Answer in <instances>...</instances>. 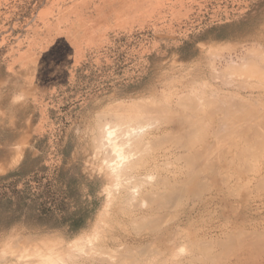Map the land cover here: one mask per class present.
Instances as JSON below:
<instances>
[{
  "label": "rangeland",
  "instance_id": "1",
  "mask_svg": "<svg viewBox=\"0 0 264 264\" xmlns=\"http://www.w3.org/2000/svg\"><path fill=\"white\" fill-rule=\"evenodd\" d=\"M263 119L264 0H0V177L61 169L86 214L0 264H264Z\"/></svg>",
  "mask_w": 264,
  "mask_h": 264
},
{
  "label": "trees",
  "instance_id": "2",
  "mask_svg": "<svg viewBox=\"0 0 264 264\" xmlns=\"http://www.w3.org/2000/svg\"><path fill=\"white\" fill-rule=\"evenodd\" d=\"M46 170H20L0 177V231L24 224L49 228L69 225L75 232L85 224L83 209L71 212L67 202L80 197L75 189L77 179L61 169L50 179ZM67 177V190L58 189L54 181Z\"/></svg>",
  "mask_w": 264,
  "mask_h": 264
},
{
  "label": "bare ground",
  "instance_id": "3",
  "mask_svg": "<svg viewBox=\"0 0 264 264\" xmlns=\"http://www.w3.org/2000/svg\"><path fill=\"white\" fill-rule=\"evenodd\" d=\"M257 57V56H256ZM238 68V67H237ZM226 70V69H225ZM227 101V100H226ZM245 101V100H244ZM247 102V101H246ZM241 105H242V103H241ZM239 106V105H238ZM244 106H246L245 104H244ZM249 106V105H248ZM146 106L143 104V105H139V104H130V105H128V106H118V107H112V108H110V109H108V110H106L105 112H104V114L103 115H101V117L103 118V117H105V118H103V119H106V118H108L109 120H105L106 122H104V124H105V126H104V124L102 125V127H104V128H107V126H109L110 125V123L112 122V127H108L107 129L109 130L108 131V136L110 137V136H112V134L115 132V129H113L115 126H113V124L115 125V120H118L119 121V119L118 118H122V117H120L119 115H118V112L117 111H128L130 114H132V113H134V112H137L138 110H144V109H146L145 108ZM150 107V106H149ZM246 108V107H245ZM151 109V108H150ZM165 109V108H164ZM239 109V108H238ZM242 109V108H241ZM255 109H256V106H255ZM261 109V108H260ZM152 110V109H151ZM258 110V109H257ZM257 110H254V111H257ZM232 111H234V110H232ZM236 111V110H235ZM253 111V112H254ZM260 111V110H259ZM156 112V111H155ZM240 112V111H239ZM241 112H242V110H241ZM249 112H251V110L249 111ZM258 112V111H257ZM140 113V112H139ZM169 113V112H168ZM227 113V112H226ZM173 114V113H172ZM160 115V114H159ZM125 117V116H124ZM140 117V116H139ZM254 117V116H253ZM258 117V116H257ZM261 117V116H260ZM101 118V119H102ZM117 118V119H116ZM127 118V117H126ZM130 118H133V117H131V115H130ZM136 118V117H135ZM259 118V117H258ZM122 119H124V118H122ZM121 119V120H122ZM129 119V118H128ZM156 119V118H155ZM260 119V118H259ZM149 120V119H148ZM255 120H258V119H255ZM264 120V119H263ZM123 121V120H122ZM140 121H142V120H140ZM155 121V120H154ZM144 122V121H143ZM150 122V121H149ZM187 122V121H186ZM252 122V120L250 121V123ZM259 122H261V120L259 121ZM122 123V122H121ZM184 123V122H183ZM262 123V122H261ZM260 123V124H261ZM225 124V123H224ZM223 124V128H224V125ZM110 125V126H111ZM116 125H117V123H116ZM139 126V125H138ZM186 126V125H185ZM242 127V126H241ZM244 127V126H243ZM250 127V126H249ZM252 127V126H251ZM116 128V127H115ZM118 128H120V127H118ZM245 128V127H244ZM103 129V128H102ZM113 129V130H112ZM126 129V128H125ZM214 129V128H213ZM243 129V128H242ZM246 129V128H245ZM104 130V129H103ZM106 130V129H105ZM104 130V131H105ZM215 130V129H214ZM212 131V130H211ZM220 131V130H219ZM219 131H217V132H219ZM253 131V130H252ZM122 132H124V130H122ZM126 132V131H125ZM209 132V131H208ZM242 132V131H241ZM246 132V131H245ZM133 133V132H132ZM175 133V132H174ZM220 133V132H219ZM244 133V132H243ZM217 134V133H216ZM238 134V133H237ZM145 135V134H144ZM245 135V134H244ZM244 135H242V136H244ZM250 135H252V134H250ZM107 136V137H108ZM114 136H115V134H114ZM142 136V135H141ZM113 137V136H112ZM232 137V136H231ZM240 137V136H239ZM253 137V136H252ZM235 138H236V136H235ZM248 138V137H247ZM192 139V138H191ZM199 139V138H198ZM233 139V138H232ZM254 139V138H253ZM113 140H114V138H113ZM135 141H136V139H134ZM239 140H241V139H239ZM134 141V142H135ZM184 141V140H183ZM182 141V142H183ZM227 142H228V140H227ZM230 142V141H229ZM247 142V141H246ZM253 142V141H252ZM203 143H205V142H203ZM216 143V142H215ZM231 143V142H230ZM237 143V142H236ZM120 144V143H119ZM199 144V143H198ZM247 144V143H246ZM212 145V144H211ZM218 145V144H217ZM221 145V144H220ZM233 145V144H232ZM231 145V146H232ZM237 145V144H236ZM236 145H234L235 147H236ZM239 145V144H238ZM120 146V145H119ZM220 147V146H219ZM132 148V147H131ZM135 148V147H134ZM228 148V147H227ZM264 148V147H263ZM117 149V147L115 148V150ZM223 149V148H222ZM117 150H119V149H117ZM116 150V151H117ZM121 150V149H120ZM120 150H119V152H120ZM224 150V149H223ZM232 150V149H231ZM230 150V151H231ZM242 151V150H241ZM132 152V151H131ZM227 152H229L228 150H227ZM248 152V151H247ZM221 153H223V151L221 152ZM233 154V153H232ZM222 155V154H221ZM225 156V155H224ZM223 156V157H224ZM235 156V155H234ZM222 157V159H225V158H223ZM235 158H237V157H235ZM251 158V157H250ZM215 159H216V157H215ZM248 159V158H247ZM221 160V159H220ZM242 160V159H241ZM207 161V160H206ZM216 161V160H215ZM249 161V160H248ZM258 161V160H257ZM209 162V161H208ZM212 162V161H211ZM214 162V161H213ZM235 162V161H234ZM243 162V161H242ZM214 163H217V162H214ZM230 163H232V162H230ZM239 163H241V162H239ZM213 164V163H212ZM241 164H243V163H241ZM244 165H246V164H244ZM128 166V165H127ZM213 166V165H212ZM235 166V165H234ZM243 166V165H242ZM249 166V165H248ZM254 166V165H253ZM228 167V166H227ZM245 167V166H244ZM247 167V166H246ZM256 167V166H255ZM212 168V167H211ZM238 168V167H237ZM116 169V168H115ZM120 169V168H119ZM202 169V168H201ZM206 169V168H205ZM204 170V169H203ZM210 171H211V169H209ZM236 169L234 168V171H235ZM215 171V170H214ZM232 171V170H231ZM239 171V170H238ZM243 171H245V169H243ZM127 172V171H126ZM242 172V171H241ZM240 172V173H241ZM117 173V172H116ZM115 173V174H116ZM213 173V172H212ZM244 173V172H243ZM226 174V173H225ZM239 174V173H238ZM125 175V174H124ZM128 176V175H127ZM242 176V175H241ZM225 177H227V175L225 176ZM134 180V179H133ZM129 190V189H128Z\"/></svg>",
  "mask_w": 264,
  "mask_h": 264
}]
</instances>
